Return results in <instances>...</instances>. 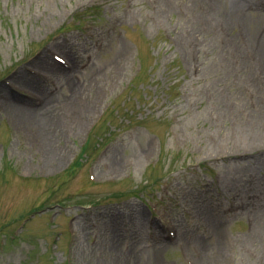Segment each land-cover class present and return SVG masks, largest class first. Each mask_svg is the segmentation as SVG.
<instances>
[{
  "label": "rangeland",
  "instance_id": "374dc122",
  "mask_svg": "<svg viewBox=\"0 0 264 264\" xmlns=\"http://www.w3.org/2000/svg\"><path fill=\"white\" fill-rule=\"evenodd\" d=\"M249 4L0 0V264H264Z\"/></svg>",
  "mask_w": 264,
  "mask_h": 264
},
{
  "label": "bare ground",
  "instance_id": "6f19581e",
  "mask_svg": "<svg viewBox=\"0 0 264 264\" xmlns=\"http://www.w3.org/2000/svg\"><path fill=\"white\" fill-rule=\"evenodd\" d=\"M228 3L229 5V9H227L225 12L223 11V14L221 13L220 16H222V18H225V22L227 23V26L230 29H232L233 25H232V13L236 11V16L238 17H243L245 18V21L248 19L252 20L256 17H258L260 15L261 12L259 11H252L254 9L253 6H251L249 4V0H224V3ZM259 12V13H258ZM248 22V20H247ZM261 36H259L260 39H262V42L260 44V48H259V54L260 57L264 63V31H262L260 33ZM74 105V103H73ZM90 106V104H89ZM42 109V108H41ZM36 110V109H31L26 111L24 114H22V119L25 121H29V123L33 124V123H41V125H39L40 127H44L42 124L44 122V124L46 125V127H58L59 123L64 120L62 118V116L57 117L56 115H54L51 111H46V109L42 112H40V110ZM79 110H81L79 108ZM83 110V109H82ZM228 111H232L230 109H224L225 114ZM78 112V109H77ZM229 113V112H228ZM251 123L254 125H251ZM251 123H246V126L244 127L245 130L247 132L250 133V136L255 137L252 139H249V141L246 143L245 147H246V151L245 153H249L252 154L254 153V151H256L257 149L254 148L252 149L253 145L256 144L255 140L256 139H261L259 138L264 130H260L262 129V122L259 125H256L255 123H253L251 121ZM43 134V133H42ZM258 136V137H256ZM256 149V150H255ZM118 166H120V163L118 164Z\"/></svg>",
  "mask_w": 264,
  "mask_h": 264
}]
</instances>
